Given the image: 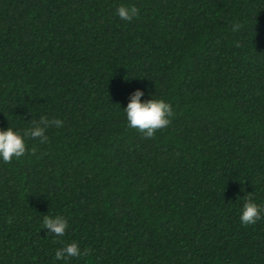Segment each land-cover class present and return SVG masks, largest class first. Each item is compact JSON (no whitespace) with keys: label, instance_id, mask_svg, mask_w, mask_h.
Returning a JSON list of instances; mask_svg holds the SVG:
<instances>
[{"label":"trees","instance_id":"16d2710c","mask_svg":"<svg viewBox=\"0 0 264 264\" xmlns=\"http://www.w3.org/2000/svg\"><path fill=\"white\" fill-rule=\"evenodd\" d=\"M136 89L172 105L151 138ZM41 116L63 127L0 161V264L73 241L68 264H264V218L239 220L264 206V0H0V130Z\"/></svg>","mask_w":264,"mask_h":264},{"label":"clouds","instance_id":"9594fccd","mask_svg":"<svg viewBox=\"0 0 264 264\" xmlns=\"http://www.w3.org/2000/svg\"><path fill=\"white\" fill-rule=\"evenodd\" d=\"M123 21H131L139 15V10L135 6L121 4L115 13ZM238 25L233 26V30L238 29ZM145 91L136 89L128 97V103L123 109L126 117L127 126L143 134L146 138L154 136L159 129L166 128L170 124V117L173 115L172 105L164 99L142 100ZM61 128V119L48 120L41 116L39 121L34 122L31 129L25 130L23 134L8 127L0 130V161L9 163L15 158H20L26 153V139H37L41 143L48 142L46 131L49 127ZM264 218V206L257 204L249 198L246 199L240 209L239 220L243 225H253ZM43 228L47 233L56 237H63L69 228L68 220L62 215L48 216L43 218ZM77 242L73 241L55 251V260L68 264L72 258H80L85 255Z\"/></svg>","mask_w":264,"mask_h":264}]
</instances>
